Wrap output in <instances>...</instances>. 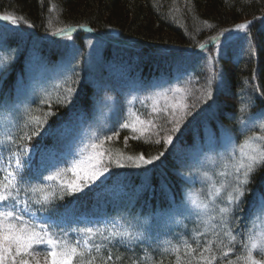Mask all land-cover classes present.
I'll return each mask as SVG.
<instances>
[{"label":"trees","instance_id":"1","mask_svg":"<svg viewBox=\"0 0 264 264\" xmlns=\"http://www.w3.org/2000/svg\"><path fill=\"white\" fill-rule=\"evenodd\" d=\"M8 13L23 16L34 27L8 26L5 31V22L0 24L4 32L0 38L2 44L13 47L24 43V40L40 42L35 50L38 61L47 68H54L64 60L61 58L64 53L61 43L69 39L53 36L51 33L57 28L71 25L70 40L75 44L82 45L86 38H94L89 32L96 34L97 38L94 39L105 44L97 73L94 74H98L96 78L99 80L90 83L86 79L83 82L74 79L75 93L71 103H52L49 106L42 103L45 98L40 97L29 102L28 108L39 110L35 111L37 115L48 111L52 113L44 125L46 133L34 137L31 142L34 145L32 151L35 152L31 164L33 169L43 162L42 149L59 150L62 138L53 132L63 127L73 116L79 118L81 115L84 124L89 126L88 139L103 138L112 135L113 131H119V139L114 137L103 146L113 153L135 155L143 152L146 156L165 153L154 165L147 166V172L134 166L113 165L107 181L98 188L66 195L64 200L56 201L55 210L37 213L38 219L54 225L52 230L55 232L65 229L72 237L76 233L71 229L86 221L94 224L116 219L124 223L133 217L142 225L154 220L158 214L173 210L184 202L192 186L176 156L177 146L182 149L195 147L206 136L205 128L210 130L209 134L213 135L211 139L216 144L226 137L232 138L237 144L250 134L240 120L264 113V98L255 100L247 113L242 115L239 112L240 105L248 103V97L252 95V87L244 81H252L254 70L256 79L252 85L264 91V20L259 19L264 17V0H0V14ZM204 21L212 27L205 25ZM246 21H252L248 29L250 40L245 39L247 44L244 43L243 48L232 47L225 56L217 57V67L223 69L225 83L219 88L214 86L213 100L205 102L203 93L209 74L206 58L209 54L216 55L218 47L209 38ZM81 24L84 28L79 27ZM234 33L243 32L228 33L226 37ZM226 37L220 36L219 39L222 42ZM201 43H205V49L199 48ZM28 50L22 51L0 74L2 102L14 101L21 80L26 78ZM123 63H127L124 73L129 86L126 88L124 82L111 81L106 72L108 66H120ZM187 73H191V80H185L179 87L185 90L188 114L181 122L180 130L171 133L174 141L172 145L163 142L155 144L156 139L169 132L171 124H164L160 118L163 113L149 115L153 95L159 90L160 84L167 83L165 86H168L176 77H184ZM121 91L139 96L143 107L137 110V114L144 120L152 119L158 126L150 129L139 140L131 139L129 129L119 128V123L128 117L126 105L118 95ZM167 102L160 100L157 107H163ZM112 109L116 111L112 112ZM105 111L110 113L106 115ZM19 118V124L23 123L26 118L24 110L19 113ZM161 127L163 130H160ZM157 131L159 135H156ZM125 136H129L127 147ZM214 171V181L219 186L222 177L216 167ZM116 186H119L122 194H118ZM249 188L250 194L242 205L244 211L240 213L243 217L249 215L254 202L264 193V169L255 172ZM65 209H68L67 215H64ZM76 220L80 223H75ZM132 222L136 223L135 220ZM201 226L202 221L197 226L185 228L184 238L177 241L181 245L179 254L182 258H185L182 246L185 240L195 247L197 239L201 241V246L203 241L212 239L211 235L197 236L198 231H204ZM127 248L128 252L125 253L124 247H120L119 254L132 256L135 253L133 258H138L141 264H147L146 257H143L144 250L136 246ZM148 256L154 261L162 260L163 264H176L175 253L153 252ZM119 264H131V261L126 259ZM222 264H226V261Z\"/></svg>","mask_w":264,"mask_h":264},{"label":"snow or ice","instance_id":"2","mask_svg":"<svg viewBox=\"0 0 264 264\" xmlns=\"http://www.w3.org/2000/svg\"><path fill=\"white\" fill-rule=\"evenodd\" d=\"M255 19V18H254ZM264 20V17H259ZM0 21L7 27L19 28L22 25L34 27L23 16L14 13L0 14ZM252 21H246L235 25L232 29H224L217 36L209 38L217 44V55L222 42L220 36L232 32H243L245 39L250 40L248 33ZM204 24L212 27L207 21ZM84 28V25H79ZM72 26L57 28L51 34L53 36L71 39L69 33ZM227 38V37H226ZM208 43V42H206ZM199 48L205 49V43L199 44ZM217 55L209 54L206 58L208 76L205 79V102L213 100L214 86L219 88L224 85L225 77L223 69L218 68ZM14 57L0 58V70L6 68ZM256 79L255 70L252 81ZM252 81L244 83L252 87V95L248 97V103H242L239 112L243 115L253 106L255 100L264 98V91L258 86L252 85ZM68 84V81H65ZM64 88L55 101L49 95L42 103H71L75 93L74 85ZM171 99L175 102L166 103L163 107H157V99H153L151 113L163 115L160 117L164 124H171L168 133L154 141L155 144L163 142L173 144V135L178 132L185 116L188 114V105L184 103V89L174 88L170 90ZM165 101L170 98L167 93H159ZM135 99V98H134ZM131 103V101L129 102ZM26 107L24 109L23 123L15 125L16 131L5 132L0 139V152H7L6 157H0V264H119L123 260H130L131 264H141L138 258L122 256L119 248L141 240L143 233L136 231L140 221L133 217L124 223L109 221L103 224L97 222L93 226L77 227L71 229L76 233L75 239L69 238V232L61 229L53 231L54 225L44 222L42 219H33L37 213L55 210L56 201L64 200L66 195H75L91 189V186L100 180L102 176L110 173L111 167L134 166L143 168L147 172L148 167L154 165L165 155L159 152L154 156H146L143 152L135 155H125L123 152L113 153L103 146L106 141L113 138L119 139V131H113L112 135L103 138L95 137L89 145L80 153V158L74 159L67 168H55L49 170L41 166L35 169L29 163L31 151L34 145L31 143L34 137L41 135L47 119L52 115L51 111L41 115ZM246 135L237 143L227 159L223 162V171L219 173L222 180L219 186L212 178L204 173L205 180L209 182L207 195L203 192L191 195V204L198 215H202L203 232L198 231L197 236L211 235L212 239L196 240L193 247L187 240L183 242L185 258L180 253V244L172 245L164 249V252L175 253L176 264H264V193L254 202L252 211L247 217L240 215L244 211L242 205L250 194L249 185L256 171L264 169V114L260 122L249 116L241 119ZM158 126L152 119L144 120L131 108L128 117L120 123V129H129L131 139L139 140L150 129ZM255 129V131H253ZM160 130H163L161 127ZM159 135V131L156 132ZM129 136L124 137L127 147ZM48 174L45 175L44 172ZM71 172L73 179L64 181L62 177ZM68 214L65 209L64 215ZM75 223H80L76 220ZM100 242L97 243L96 241ZM42 246V248H41ZM219 252V256L217 255ZM259 257V258H257ZM147 264H163V261H154L146 256Z\"/></svg>","mask_w":264,"mask_h":264},{"label":"rangeland","instance_id":"3","mask_svg":"<svg viewBox=\"0 0 264 264\" xmlns=\"http://www.w3.org/2000/svg\"><path fill=\"white\" fill-rule=\"evenodd\" d=\"M3 34V30L0 29V38ZM234 34L235 35L231 34L227 36V38L222 41L221 46H219L218 55L216 51L217 57L221 55L225 56L227 53L226 51L232 47L243 48V44H247L244 33ZM37 44H40V42L30 43V40H24V43L21 42L19 45L6 47L0 40V58L14 57L11 63L22 51L29 49V57L25 70L26 78L21 80V86L14 95V101L2 102L0 100V139L3 138L7 131H16L15 125L20 123L19 113L28 107L29 102L35 99V97L46 99V97L50 95L52 99H55L59 94L63 93L65 87L71 85L74 79L81 81L86 79V81L90 83H97L99 80V78H96L98 74H94L97 73L96 68L105 50L104 42L91 37L83 40L82 45L78 43L75 44L71 42V40H65L61 43V47L64 50V53L61 54V58L64 60L58 63L54 68H47L38 61L37 50H35L37 49ZM77 61H80V63H76ZM7 67L3 70L7 69ZM125 68H127V63H123L120 66L113 64L106 68V72L111 81L124 82L123 84L126 88L129 85L128 82L126 83L128 79L124 73ZM3 70H0V74ZM190 75L191 73H187L184 77H176L168 86H165L167 83L160 84L158 87L159 90L156 92L157 94L155 93L156 95L154 94L155 96L153 95V98H156L157 102L160 100L165 101L164 98L158 97V94L167 93L170 98L167 103L175 102L171 99L172 95L170 96V90L182 86L185 80L190 81ZM66 80L68 84H65ZM118 86L119 85H117V87ZM179 88L183 89V87ZM118 95L120 99H123V103L126 105V116L129 115L130 108L137 113V110L143 107L139 96H134L132 92L121 91ZM177 95L185 96V93H179ZM130 101L131 103H129ZM184 103L187 104L186 98ZM113 111L116 110L112 109V112ZM109 113L110 111H105L106 115ZM260 115L261 114L252 116L257 121V124L260 122ZM106 119H108L107 116ZM83 120L84 118L82 115L79 118L73 116L63 127L57 128L56 131L53 132L54 134L56 133L58 137L63 138L61 152L57 153L55 150L45 152L44 157L46 160L42 158V161L45 160L43 161L44 168L49 170H55L57 167L67 168L74 159L80 158L81 151L86 145L92 142V140L87 137L89 126L86 123L84 124ZM44 128L41 134L46 133V127L44 126ZM204 131L207 136L203 138L201 143H197L195 147L191 149H182L177 146L176 148L178 161H180L182 170L185 171L192 185L184 202L169 212L158 214L154 220L137 226L135 230L143 233L142 239L127 245L129 247L136 246L142 251L144 250V258L148 256L149 253L153 252L164 253V249L176 245L177 241L179 242L184 238L185 228L197 226L199 222L202 221L203 216L198 215L197 210H195L191 204V195L199 194L200 192L207 195L209 191V182L205 180L204 173H207L208 176L212 178V181L215 182L214 176L216 173L214 168L216 167L219 173L223 171V162L227 159L233 147L236 145L235 141L229 140L232 139L230 137H226L227 139L222 138L219 144H216L215 141H212L210 138L211 135H208L210 130L205 128ZM253 131H255V129H253ZM93 132L97 134L95 129H93ZM33 155L34 152L31 151L30 164H32ZM6 156L7 152H0V157ZM44 174L47 175L48 172L45 171ZM62 179L64 181L73 179L71 172L66 173ZM107 179L108 173L102 176L100 180L96 181V183L91 186V189H93V187L98 188L102 183L107 181ZM116 189L119 190V186H116ZM118 194H122V190H119ZM32 218L34 220L38 219L36 216ZM109 221L119 222L116 219H112L100 221L99 223L103 224ZM94 224L91 222H83L75 225V228L93 226ZM201 230H204L203 226H201ZM75 237L76 234L69 238L75 239ZM96 242L98 243L100 241L97 240Z\"/></svg>","mask_w":264,"mask_h":264}]
</instances>
